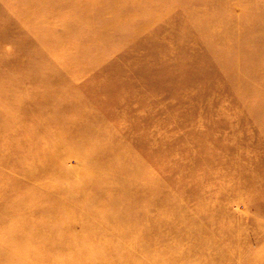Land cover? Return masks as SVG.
Masks as SVG:
<instances>
[{
	"label": "rangeland",
	"instance_id": "1",
	"mask_svg": "<svg viewBox=\"0 0 264 264\" xmlns=\"http://www.w3.org/2000/svg\"><path fill=\"white\" fill-rule=\"evenodd\" d=\"M132 1L136 3L128 6ZM241 4L238 1L232 6L236 15L241 16L243 13ZM175 5L173 0H0V77L18 78L21 76L20 72H26L22 71L25 64L23 68L22 65H16L14 67L17 68L16 71H11L13 68L8 65L5 66L6 62L12 61L13 58H20L24 63L43 59L47 64L45 70L41 71L44 73L42 75L44 78L61 77L65 80L61 84H37L34 91L30 90L31 83L28 79H25L20 86L7 87L8 91L4 92L0 85L2 90H0V100L16 95L21 97V101H32L41 97L49 98L54 94L58 98L68 97L73 102L80 100L82 105L78 110L73 109L71 114L62 110L63 114L59 116L61 122H70L76 118V115L85 117L95 111L98 120L106 119V124L109 125V138L103 139V145H116L140 154L146 177L157 183L156 197L149 196L141 205L132 209L134 213L145 216L142 223L136 221L134 228H144L138 233L154 243L149 246V252L140 254L141 262L148 263L154 260L155 264H217L216 262L227 264L226 262L238 260V264H264V38L262 35L253 32L249 40L251 42L247 45L246 42L244 43L246 37L243 39L241 36L236 40L237 42L232 43L237 48L240 45L238 50L241 56L247 55L249 66L244 67V70H252V64L257 69L246 77V82L234 88L233 93L238 95V100L237 104H232L231 107L236 109L238 117L219 122L203 118L198 119L196 123L190 120L188 127H194L195 124L196 128L179 130L180 132L177 133L178 129H173V126L178 127L180 123L168 118L166 123L162 117L164 112H159V115L156 113L164 104L158 99L160 93L157 96L155 86H151L155 84L153 75L141 74L138 77L131 75L132 64L141 65L144 59L137 60V58L131 61L126 59L125 68L117 65L122 63L121 58L124 60L130 56V49L135 51L132 50L130 43L131 38L136 34H139L138 39L141 41L138 45L143 51H149L161 41L171 40L172 36L168 35V31L162 29H165L166 21L176 16ZM98 18L106 19L109 23V28H106L109 37L103 25L95 22ZM188 18L192 19L191 16ZM193 18L201 19V16L193 14ZM146 21L148 23L139 29ZM213 25L220 27L218 23ZM174 27L173 25L172 28ZM259 27L260 30H264V27ZM25 35L30 39L40 40L46 46H35V41L33 45L27 46L26 40L23 39ZM210 38L218 41L217 38ZM181 43L178 39L177 44ZM222 47L226 46L222 44ZM257 49L261 52L255 55ZM105 54L109 55L107 67V60H103ZM158 56L159 54L156 57ZM175 70L179 74H187L202 69L200 65L188 64ZM164 72L171 74L172 70L169 67ZM254 73H259L261 76L258 78ZM141 85L150 88L138 97ZM145 106H149L148 111L151 112L150 122L147 117L140 114L145 111L142 110ZM226 107L228 108L227 103H223L221 108L226 109ZM53 108L55 107L48 109ZM173 109L169 108L166 112ZM33 111L36 112L29 111L33 113L30 114L31 116H28L29 113L21 114L24 118L28 117V122L12 123L10 125L14 127L7 132L5 131L8 126L0 123V201L4 198L1 196L4 193L26 189L21 186L19 189L12 188L11 180L16 170L9 167L7 161L13 159L16 151L22 152L19 148H25L26 145L27 153L41 157L39 153L41 148L46 150L50 144L46 138V131H53L52 127L50 129L46 122L37 125L30 122V119L38 121L43 117H50V114H44L39 110ZM184 113L191 114L189 111ZM156 118L160 119L155 125ZM145 120H147L145 123L149 122V124L146 126L144 123L147 128H144L143 132H148L154 126L160 131L158 144L150 138L143 139L145 143L143 149L146 147L147 154H143L138 143V123ZM104 121H101L102 125ZM199 121V125L205 126L208 130L205 141L213 147L210 155H213L215 160L208 165L202 160L194 159V149L193 151L184 149L186 137L202 133L199 129L201 127L197 125ZM104 126L101 127L106 129ZM33 128L37 129L34 130L36 132L34 135L37 136L39 150L34 147L35 145L31 147L30 139L27 138ZM165 137L168 140L171 137L174 142L178 139L180 142L179 145L174 144L173 147H169L172 154H165L160 150L165 149ZM66 138L67 144L72 145L84 138V135H69ZM158 148L160 149L156 152ZM18 154L23 155V153ZM22 155L15 157L22 161L24 158ZM79 163L77 158L68 155L54 167L63 172V169L78 167ZM44 182L55 184L51 177H47ZM57 183L65 187L69 182L62 179ZM18 213L23 214V211ZM66 215H68L67 210L62 211L57 208L48 209L46 213L37 214L32 218L36 225L48 224L46 229L41 230L49 237L43 239L41 243L31 244V247L42 251L46 249V244L53 240L65 239L70 242L79 236L81 227L78 223L69 224L66 229L60 226L54 227L56 220L67 221ZM5 222L10 221L0 218L1 225ZM153 224L156 225L154 232L151 231ZM123 226L125 225L120 224L110 229V232L120 233L125 228ZM201 240L204 243H201ZM81 242L83 241L79 239L75 246L81 247ZM116 242L120 245L134 246L136 239L127 241L120 236ZM98 245L108 248L117 246L116 243L111 242L108 246L102 243ZM218 247L219 251H217ZM73 254L75 252L69 249L67 252L59 253L62 257Z\"/></svg>",
	"mask_w": 264,
	"mask_h": 264
},
{
	"label": "bare ground",
	"instance_id": "2",
	"mask_svg": "<svg viewBox=\"0 0 264 264\" xmlns=\"http://www.w3.org/2000/svg\"><path fill=\"white\" fill-rule=\"evenodd\" d=\"M173 1L177 6L174 9L176 16L172 20L166 21L167 23L164 24L165 29H162L167 30L168 35L170 34L173 39L171 37V40L161 41V43L151 47L149 51H143L138 45L141 41V39H138L139 34H136L131 38L130 43L132 50L135 51L130 49V56L124 60L121 58L122 63L117 65L125 68L126 59L130 61L137 58V60L144 59V63L141 65L132 64L131 75L133 77H138L141 74L153 75L155 84L151 86H155L157 96L160 93L158 99L164 104L161 109L155 111L158 115L162 112L166 113H162L164 120L168 118V120L181 124L178 127L173 126V129H178L176 133L180 132L179 130L196 128L195 124L194 127H188L190 120L196 123L198 119L203 118L204 120L210 119L213 122H219L238 117L236 109L231 107L232 104H237L236 101L238 100V95L233 93L234 88H237L235 86L238 84L246 82V77L252 75V71H257V69L252 64V70H244V67L249 66L246 60L248 59L247 55L243 54L241 56L238 50L240 45L237 48L232 43L237 42L236 40L241 36L243 39L246 37L247 40H244V43L246 42L247 45L251 42L249 40L253 32L262 35L264 38V30H260L259 27H264V0L262 2L255 0ZM238 1L242 3L241 6L243 7L241 16L236 15L232 10L233 4ZM135 3V1H132L128 6ZM193 14H198L201 19L193 18ZM190 16L192 19L188 18ZM95 22H100L103 25L102 27L108 32L106 33L109 37V31L106 29L109 28V23L106 22V19L98 18ZM146 23L148 21L139 29L145 26ZM217 23L220 25L219 28L213 25ZM173 25L174 28H172ZM210 37L217 38L218 41L216 42ZM23 39L26 40L27 46L33 45L34 41L35 46H46L40 40L30 39L26 35ZM178 39L181 40V44H177ZM222 44L226 47H222ZM259 52H261L259 49L255 50V55ZM157 54H159L158 57H156ZM103 60H107L108 65L106 67L109 66L108 54L103 55ZM188 64L200 65L202 70L187 74L176 72L175 69ZM7 65L13 68L11 71H16L17 68H14L16 65H22V68L24 66L22 71L25 70L26 72H20L21 76L18 78H15V76L11 78L8 76L0 77V85L3 91L0 90L2 92L6 91L7 87L11 85H22L25 79H28L31 83V91L35 90L37 84H61L65 82L61 77L44 78L42 76L44 73H41V71L45 70V65H47L43 59L24 63L20 58H13L12 61L6 62L5 66L7 67ZM168 66L172 70L171 74L164 72L169 68ZM246 72L248 73L246 74ZM254 74L258 78L261 76L259 73ZM149 88L150 86L141 85L138 97L145 94ZM223 103H227L228 108L222 109ZM52 105L55 108L48 109L53 107ZM81 105L82 101L80 100L73 102L65 96L58 98L56 94L49 98L41 97L32 101H21V97L16 95L0 100L2 109H0V123L8 126L5 132L14 127L10 125L12 123L28 122V117L24 118L22 115L23 113H29V111L36 112L33 110L50 114V117H43L38 121L30 119V122H34L33 125L45 124L46 122V125L53 129V131H46V138L50 144L46 150L41 148V152H39L41 157L27 153L25 148H28V146L26 145L25 148H19L22 149V152L18 150L15 153L16 157L22 155L18 153H23L24 158L22 161L17 160L15 156L7 161V165L16 170L11 180L12 188L19 189L23 187L26 189L9 191L1 195L4 198L0 201V218L7 219L10 222L0 224V264H155L154 260L148 263L140 260V254L149 252V246L154 243L149 239H145L143 234L138 233L143 231L144 228H134L136 221L139 220L142 223L145 216L139 215L137 212L134 213L135 211L132 209L141 205L142 201L149 196L156 197L157 183L150 177H146V170L139 156L140 154L133 153L128 148L122 149L116 145L107 146L102 144L104 138H109V125L106 124V119L101 120H105L104 125L106 124V126L102 125L103 123L98 120L95 111L85 115V117H82L84 115H76V118L70 122L60 121L59 116L63 112L69 111L71 114L73 109L78 110ZM191 106H194V108ZM148 108L149 106H145L142 109L145 111L140 114L147 117L146 119H149L150 122L149 114L151 112L148 111ZM169 108L174 109L166 112ZM184 111H189L192 115L190 113L187 115ZM31 112L28 116L33 114ZM86 113L87 111H85ZM159 119L156 118L155 125ZM147 120L138 123L139 142H136L142 148L143 154H147L146 147L143 149L145 146L143 145L145 144L143 139L150 138L157 144L160 141L157 140L160 139V131H158L157 126H154L148 132L142 131L147 128L145 124L146 126L149 124V122L145 123ZM151 122L153 123V120ZM199 123L200 121L197 125L201 127L199 129L202 130V133L186 137L184 149H192V151L194 149L195 155L193 156L195 158H193L196 161L202 160L203 163L208 165L215 160V157L210 155L213 147L205 141L208 134L207 128L203 125L200 126ZM90 124H98L106 127V129L101 126L91 127ZM34 130L37 129L33 128L32 133L27 138L30 139L31 147L35 145L34 147L39 150L38 139L34 135L36 133ZM76 134H82L84 138L73 144L71 143L72 145L67 144L66 137ZM165 139V149L158 148L155 151L157 152L160 149L165 154H172L169 147H173L174 144L179 145L180 142L178 139L174 142L171 137L169 140L166 137ZM68 155L77 158L80 165L70 170L63 169V172H60V169H56L54 165L62 162ZM76 174L77 176H75ZM47 177H51L55 184L45 183L44 180ZM62 179L69 182L68 186L58 185L57 182ZM70 179L71 181H69ZM109 189L115 192L113 193ZM42 197H44V200H42ZM38 198L41 199L36 201ZM57 208L62 209V211L67 210L68 215H66L67 221L56 220L54 227L60 226L66 229L69 224L78 223L81 227L80 235L70 242L65 239L48 241L49 244L47 243L46 249L42 251L33 249L31 244L41 243L43 239L49 236L44 235L41 230L46 229L48 224L36 225L33 223L32 218L37 214L46 213L48 209ZM20 211H23V214L18 213ZM120 224L125 225L120 233L110 232V229ZM151 226V231L154 232L156 225ZM120 236L127 241L135 238L136 244L134 246H131V244L120 245L116 242ZM79 239L83 242L80 243L81 247L77 248L75 245ZM202 240L201 243H204ZM110 242L112 244L116 243L117 246H111L109 247L111 249H109L98 245L102 243L108 246ZM197 243L201 244L200 242ZM68 249L75 252V254L68 257L59 255V253L67 252ZM217 249L219 251V247ZM187 252L189 251L187 250ZM153 258L155 259V255ZM237 262L230 261L226 263L238 264ZM216 263L223 264L222 262Z\"/></svg>",
	"mask_w": 264,
	"mask_h": 264
}]
</instances>
